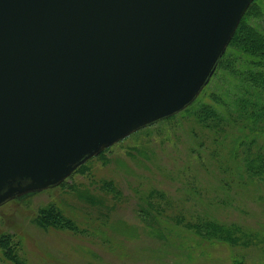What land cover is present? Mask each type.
<instances>
[{
  "label": "water",
  "instance_id": "water-1",
  "mask_svg": "<svg viewBox=\"0 0 264 264\" xmlns=\"http://www.w3.org/2000/svg\"><path fill=\"white\" fill-rule=\"evenodd\" d=\"M253 0H0V205L191 104Z\"/></svg>",
  "mask_w": 264,
  "mask_h": 264
},
{
  "label": "rangeland",
  "instance_id": "rangeland-1",
  "mask_svg": "<svg viewBox=\"0 0 264 264\" xmlns=\"http://www.w3.org/2000/svg\"><path fill=\"white\" fill-rule=\"evenodd\" d=\"M242 19L264 28V0ZM231 62L226 56L187 108L130 133L60 184L1 204L0 264H264V172L246 160L264 144V117L259 130L242 125L218 99L237 74ZM223 115L229 121L219 124ZM220 227L229 241L207 238L225 236Z\"/></svg>",
  "mask_w": 264,
  "mask_h": 264
},
{
  "label": "trees",
  "instance_id": "trees-1",
  "mask_svg": "<svg viewBox=\"0 0 264 264\" xmlns=\"http://www.w3.org/2000/svg\"><path fill=\"white\" fill-rule=\"evenodd\" d=\"M234 40H240V43L235 49L231 50L230 46ZM226 56H230L232 66L233 63H236L238 70L236 69L237 74H229L228 79L225 81L227 85V88H225L226 92L223 91L224 94L218 96V99L221 100L225 105L229 106L231 110L230 112H232V116L230 117L233 118L234 115V119H236V121H240V124L242 125H247L249 121H251L253 122V127H258V120L261 117H264V28L253 29L246 25L243 19H241L237 30L230 41V44L218 62L217 69L221 64H223ZM226 67L229 69L228 66ZM219 108L221 109V106H219ZM221 112L226 111L224 108H222ZM227 118L229 117H224V115L220 116L218 123L222 124L224 120L229 121ZM257 129L259 130V127ZM250 136L253 138V140H255L257 139L258 134L254 133ZM242 139L243 138L240 137V140ZM262 145L263 146H259L256 155L252 151L250 154H248L249 156H246L248 163H250V158L253 159V163H251L253 164V167H250L253 172H264V161H261L262 158L264 159V144ZM213 222L215 224L214 227H217L219 224H221L216 220ZM223 226L224 228L227 227L225 224H223ZM224 228L220 227V232H225V236L224 234L219 237L210 236L213 235V233L211 234L209 232L207 234V238L210 237L211 239L217 238L222 241H229L227 234H230L231 232L228 229L223 232ZM230 236L232 237L231 234ZM235 264H247V262L240 260L236 261Z\"/></svg>",
  "mask_w": 264,
  "mask_h": 264
},
{
  "label": "bare ground",
  "instance_id": "bare-ground-1",
  "mask_svg": "<svg viewBox=\"0 0 264 264\" xmlns=\"http://www.w3.org/2000/svg\"><path fill=\"white\" fill-rule=\"evenodd\" d=\"M250 6V5H249ZM249 8V7H248ZM248 10V9H247ZM74 172V171H73ZM38 192V191H37ZM37 192H33V193H37Z\"/></svg>",
  "mask_w": 264,
  "mask_h": 264
}]
</instances>
